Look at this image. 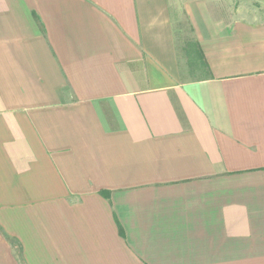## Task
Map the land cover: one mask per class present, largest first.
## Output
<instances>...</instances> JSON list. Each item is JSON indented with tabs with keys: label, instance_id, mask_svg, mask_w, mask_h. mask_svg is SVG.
Wrapping results in <instances>:
<instances>
[{
	"label": "crops",
	"instance_id": "1",
	"mask_svg": "<svg viewBox=\"0 0 264 264\" xmlns=\"http://www.w3.org/2000/svg\"><path fill=\"white\" fill-rule=\"evenodd\" d=\"M0 264H264V0H0Z\"/></svg>",
	"mask_w": 264,
	"mask_h": 264
},
{
	"label": "rangeland",
	"instance_id": "2",
	"mask_svg": "<svg viewBox=\"0 0 264 264\" xmlns=\"http://www.w3.org/2000/svg\"><path fill=\"white\" fill-rule=\"evenodd\" d=\"M200 73H195L194 75H192V77H200Z\"/></svg>",
	"mask_w": 264,
	"mask_h": 264
}]
</instances>
